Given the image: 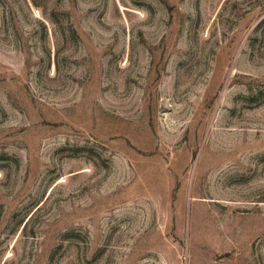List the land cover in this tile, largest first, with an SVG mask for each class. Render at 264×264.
Returning <instances> with one entry per match:
<instances>
[{
	"label": "rangeland",
	"instance_id": "374dc122",
	"mask_svg": "<svg viewBox=\"0 0 264 264\" xmlns=\"http://www.w3.org/2000/svg\"><path fill=\"white\" fill-rule=\"evenodd\" d=\"M0 264H264V0H0Z\"/></svg>",
	"mask_w": 264,
	"mask_h": 264
}]
</instances>
